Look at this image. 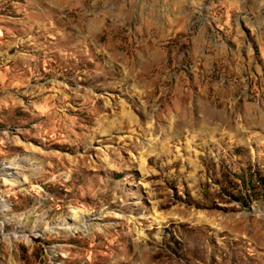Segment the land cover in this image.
<instances>
[{
    "label": "rangeland",
    "instance_id": "374dc122",
    "mask_svg": "<svg viewBox=\"0 0 264 264\" xmlns=\"http://www.w3.org/2000/svg\"><path fill=\"white\" fill-rule=\"evenodd\" d=\"M262 194L264 0H0V264H264Z\"/></svg>",
    "mask_w": 264,
    "mask_h": 264
},
{
    "label": "bare ground",
    "instance_id": "6f19581e",
    "mask_svg": "<svg viewBox=\"0 0 264 264\" xmlns=\"http://www.w3.org/2000/svg\"><path fill=\"white\" fill-rule=\"evenodd\" d=\"M73 227L74 226H72V225H69L68 227H63L64 229H68V230H70V229H73ZM87 227V226H86ZM54 229H62L61 227H55Z\"/></svg>",
    "mask_w": 264,
    "mask_h": 264
},
{
    "label": "trees",
    "instance_id": "16d2710c",
    "mask_svg": "<svg viewBox=\"0 0 264 264\" xmlns=\"http://www.w3.org/2000/svg\"><path fill=\"white\" fill-rule=\"evenodd\" d=\"M251 199V198H250ZM258 199H264V194L262 195H258L254 197V200H258Z\"/></svg>",
    "mask_w": 264,
    "mask_h": 264
}]
</instances>
